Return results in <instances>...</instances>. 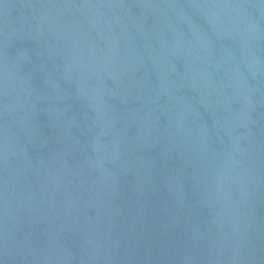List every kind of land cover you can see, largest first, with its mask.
<instances>
[{
	"label": "water",
	"instance_id": "1",
	"mask_svg": "<svg viewBox=\"0 0 264 264\" xmlns=\"http://www.w3.org/2000/svg\"><path fill=\"white\" fill-rule=\"evenodd\" d=\"M0 264H264V0H0Z\"/></svg>",
	"mask_w": 264,
	"mask_h": 264
}]
</instances>
